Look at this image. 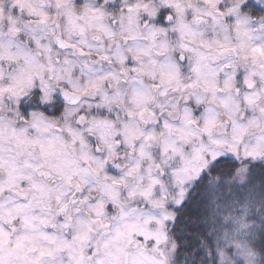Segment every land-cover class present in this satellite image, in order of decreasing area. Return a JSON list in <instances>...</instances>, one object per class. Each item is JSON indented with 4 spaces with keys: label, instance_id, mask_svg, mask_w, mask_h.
<instances>
[{
    "label": "clouds",
    "instance_id": "1",
    "mask_svg": "<svg viewBox=\"0 0 264 264\" xmlns=\"http://www.w3.org/2000/svg\"><path fill=\"white\" fill-rule=\"evenodd\" d=\"M0 264H264V0H0Z\"/></svg>",
    "mask_w": 264,
    "mask_h": 264
},
{
    "label": "snow or ice",
    "instance_id": "2",
    "mask_svg": "<svg viewBox=\"0 0 264 264\" xmlns=\"http://www.w3.org/2000/svg\"><path fill=\"white\" fill-rule=\"evenodd\" d=\"M166 219L168 218V217H165ZM177 220H178V218H177ZM179 226V223H177V227Z\"/></svg>",
    "mask_w": 264,
    "mask_h": 264
}]
</instances>
